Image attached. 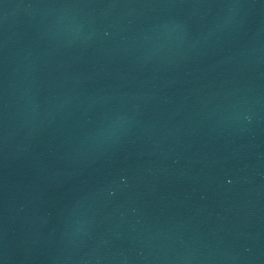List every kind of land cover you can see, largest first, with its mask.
I'll list each match as a JSON object with an SVG mask.
<instances>
[{"label":"water","instance_id":"1","mask_svg":"<svg viewBox=\"0 0 264 264\" xmlns=\"http://www.w3.org/2000/svg\"><path fill=\"white\" fill-rule=\"evenodd\" d=\"M0 264H264V0H0Z\"/></svg>","mask_w":264,"mask_h":264}]
</instances>
